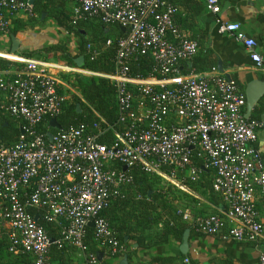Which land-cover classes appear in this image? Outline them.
<instances>
[{
  "label": "built area",
  "instance_id": "built-area-1",
  "mask_svg": "<svg viewBox=\"0 0 264 264\" xmlns=\"http://www.w3.org/2000/svg\"><path fill=\"white\" fill-rule=\"evenodd\" d=\"M33 1L0 0V32L7 34L11 21L21 15L34 16ZM64 1L73 6L74 24L98 19L125 31L117 42L113 74L79 69L80 75L113 83L123 129L114 132L109 145L99 141L109 128L95 125L93 133L87 126L53 129L50 123L66 102L53 71L58 66L17 57L20 66L0 75L1 110L23 122L16 144L0 145V243L6 239L12 255H30L31 264H48L52 245L77 249L85 264H100L85 244L87 228L94 223L95 241L111 256L125 254L126 246L101 213L133 184L129 171L134 168L182 191L187 181L198 182L200 169L211 171L212 189L226 205L223 217L191 218L184 212L183 220L202 235L257 242L264 234V211L256 206L258 195L264 197V166L252 146L259 123L245 119V95L216 69L181 74L199 45L177 26L178 7L169 0ZM200 1L210 13L220 12L219 0ZM219 33L233 35L255 67L264 70L257 41L239 23H220ZM87 53L90 60L98 55L90 45ZM141 58L151 61L148 78L131 76V64ZM71 68L62 70L76 72ZM36 217L58 228L56 241ZM225 223L231 226L222 233ZM258 264H264V254Z\"/></svg>",
  "mask_w": 264,
  "mask_h": 264
},
{
  "label": "trees",
  "instance_id": "trees-1",
  "mask_svg": "<svg viewBox=\"0 0 264 264\" xmlns=\"http://www.w3.org/2000/svg\"><path fill=\"white\" fill-rule=\"evenodd\" d=\"M169 2L178 7L179 13H181V9L177 3L180 2L186 6L184 9L185 15L183 14L186 21L187 0H169ZM66 6L67 2L64 0H34L35 16L29 17V19H13L9 32L5 35L17 36L22 30H33L43 24V15H49L54 20L56 27L58 29L62 28L70 37H62L59 42L45 46L38 51L21 52V56L28 59H38L43 54L45 61L62 62L68 67H76L74 60L83 56L85 64L82 69L99 74H113L115 72L114 58L117 42L125 36V31L118 25H105L98 19L87 18L74 24L73 19L66 11ZM203 8L202 5L199 6V9H202L201 11H205V8ZM179 13L176 17L180 15ZM179 29L185 35L184 31L181 28ZM2 35L4 34L0 32V36ZM188 39L191 40V38ZM73 40L77 41L74 49L70 47V43ZM108 41L111 42L109 46H107ZM89 45L94 51L98 52L94 60H90V56L87 53ZM72 50H75V56L71 54ZM5 53L10 54V51ZM49 55H52V57L47 58ZM196 58H193L190 63L184 64L181 73L183 76H187V72L185 73L184 70L188 66L191 69L192 67L195 68L197 74L210 72L216 68L213 56L204 54L199 59ZM19 66V64L0 58V72L7 71L11 67L18 68ZM151 71L152 65L148 58L138 59L131 64V76L133 77L148 78L151 75ZM70 85L78 92V95H74L70 101L64 103L62 113L56 118L61 129L69 130L87 126L88 132L93 133L97 131L94 129L95 125L100 129L109 128L110 130H108L107 134L99 140L101 143L109 145L114 137V132H121L123 129V126L118 124L115 86L107 79L80 74L74 75ZM257 110L260 111L261 108L258 107ZM11 117L0 110V145L7 147L16 144L21 135L20 130L11 125ZM200 170L198 182L189 183V187L197 190L202 188L211 193L210 172L206 169ZM129 173L133 178V184L123 189L121 196L112 199L109 207L101 213V216L109 222L110 227L116 232L117 239L127 248L125 254L118 256L109 254L110 258H129L131 251L134 249L133 246L135 244L139 245L138 232L139 234L145 233L157 224H162L163 226V230L160 233L161 241H166L170 238L182 239L187 232V225L183 222L177 210L170 204L166 197L165 189L159 185L161 179L157 176L148 175L139 168H134ZM27 210L32 215L38 214L35 209L29 208ZM38 223L46 230L52 240L56 241L59 238L54 224H47L41 219L38 220ZM85 244L91 254L99 257L100 264H113L106 261V256L101 258L103 250L98 247L99 244L95 241L93 228H87ZM0 249V253L8 252L6 239L1 241ZM66 251L67 248L58 249L56 245H52L50 259L59 261V264H66L64 262ZM8 254L10 253L8 252ZM170 260L172 259H155L154 261L161 264ZM28 264L31 263L29 262Z\"/></svg>",
  "mask_w": 264,
  "mask_h": 264
},
{
  "label": "crops",
  "instance_id": "crops-1",
  "mask_svg": "<svg viewBox=\"0 0 264 264\" xmlns=\"http://www.w3.org/2000/svg\"><path fill=\"white\" fill-rule=\"evenodd\" d=\"M177 4L181 9L180 15L175 19L177 26L184 31L188 38L194 39L199 44V51L194 58L198 56L196 59H199L204 54L213 56L217 72L227 79L234 81L239 90L245 95V98L247 87L251 83L259 82L264 85V70H259L255 67V63H253L250 57L251 54L241 43L235 40L233 35L219 33L220 23H239L241 31L247 37L257 41L258 47L256 51L261 55L264 62V0H219L220 12L218 14L210 13L206 5L200 0H187L186 21L184 20V9L186 6L180 2ZM201 5L205 8H203L205 11L199 9ZM43 25L41 24L33 30L40 29ZM35 33L37 37L35 38V42L32 45L30 44V47L35 46L36 51L50 44H55L50 42L51 35L43 34L45 31L37 30ZM17 39L21 43L19 49L21 46L24 48L29 47L28 45H24L22 38L18 36ZM0 42L5 44L9 42L11 46L8 51H11V36H0ZM71 44L74 49L77 41L73 40ZM35 49H30L29 51H35ZM2 54L14 56L5 53V51H0V56L9 60L10 58ZM71 54L75 56V50H72ZM15 58L17 59V57ZM183 66L181 67V72ZM220 66L221 69L219 68ZM16 69L17 67H11L7 72L13 73ZM4 72L6 71L0 72V75ZM184 72H187V77L197 74L195 68L192 67L191 69L189 66ZM63 86L65 85L63 84ZM3 102L4 95L0 92V110ZM258 107L261 108L260 111L257 110ZM1 111L3 112V110ZM3 113L7 115L5 112ZM243 115L246 120L259 123V127L256 128L257 141L252 146L258 151L264 166V94L248 115L247 106L245 105ZM10 122L16 129H19L20 132L22 131L23 122L21 120L12 116ZM6 125L8 126V124ZM208 172H210L209 179L212 183L213 174L211 171ZM189 183L187 181L186 191L177 188L187 194V202L175 200L172 203L170 201V204L177 210L178 214L182 217V214L187 212L191 218L212 214L223 217L226 205L221 197L216 195L213 189L211 193L202 188L198 190L192 189L189 187ZM256 206L259 211H264V197L261 195H258L256 199ZM167 211L169 212L168 209ZM183 222L187 225V234L182 239L170 238L166 241H161L162 224L152 226L145 233L139 234L138 232L140 246L138 244L133 246L134 249L131 251L130 257L127 258V264H160L155 263L154 260L169 258L172 260L161 264H258L259 257L264 254V234L257 242H235L233 240L222 239L220 236L202 235L193 230L191 222H185L184 220ZM230 226L231 224L225 223L222 233H225ZM98 247L103 250L101 258L106 256V261L113 264H121L123 261L124 258H110L111 256H109L106 248L100 245ZM66 248L67 251L64 256L66 264H85L84 257L80 251L72 247ZM31 261L30 255H10L5 251L0 253V264H28ZM59 263V261L51 259L49 262V264Z\"/></svg>",
  "mask_w": 264,
  "mask_h": 264
},
{
  "label": "rangeland",
  "instance_id": "rangeland-1",
  "mask_svg": "<svg viewBox=\"0 0 264 264\" xmlns=\"http://www.w3.org/2000/svg\"><path fill=\"white\" fill-rule=\"evenodd\" d=\"M66 9H67L66 11L68 12L69 16L72 18L73 6L70 3H67ZM29 17L30 16L26 17V16L21 15L18 18H20V19H27L28 18L29 19ZM43 24L44 25L40 29L38 28L37 30L45 31V33H43L45 35H49V36L51 35V37H50L51 43L59 42L62 39V37H70L69 35L66 34V32L62 28L56 29V24H55L54 20L51 17H49V15L44 16ZM37 30H22V31H20V33L16 37L19 36V38H22L24 45H28L29 47L24 48L23 46H21V48L19 50H17V52L14 54L13 57L10 58V60L9 59H6V60L11 61L12 63H15L14 62L16 59L15 57L25 58V57L20 55L21 52H27L30 49L34 50L35 46H31V47H33V48H31L30 44L32 45L35 42V38L37 37V36H35V34H36L35 31H37ZM5 36L7 37L8 35H5ZM10 46H11V44L9 42H7V44L0 42V51L7 52L10 49ZM72 46L73 45L70 43L71 48H72ZM36 50L37 49H35V51ZM2 55L7 57L4 54H2ZM51 57H52V55L47 56V58H51ZM0 58H3V57L0 56ZM3 59H5V58H3ZM25 59H28V58H25ZM38 59L45 60V56L43 54H41L40 58H38ZM49 62L56 64L58 66V68H55V70H53V71L55 74H57L58 79L65 85V86H62L63 94H64L66 101H70L74 95L75 96L78 95V92L72 87V85H70L71 79H73L75 74H81L79 72L81 70H79V68H74V67H72V68L75 69L76 72L68 71V70H62V67H66V68H69V67H67V65L65 63H62V62H54L51 60ZM88 77H91V76H88ZM159 185L161 188L163 187V189H165L166 197L169 201H172V203L175 200H179V201L183 200V201L187 202V194H185L184 192L182 193V191L178 190L176 187H174V186H172L166 182H163L162 180H161V183ZM183 194H185V195H183Z\"/></svg>",
  "mask_w": 264,
  "mask_h": 264
},
{
  "label": "water",
  "instance_id": "water-1",
  "mask_svg": "<svg viewBox=\"0 0 264 264\" xmlns=\"http://www.w3.org/2000/svg\"><path fill=\"white\" fill-rule=\"evenodd\" d=\"M45 15H43L44 18ZM11 41H12V48L10 51L11 55H14L17 50L20 47V41L17 39L15 35H11ZM74 63L79 69H82V67L85 64V58L83 56L77 58L74 60ZM221 69V66L219 67ZM264 94V85L260 84L259 82H254L251 83L246 90V106H247V115L251 112L252 108L259 102L261 97ZM50 125L52 126L53 129L59 130L61 129L60 125L58 124L57 120L54 119L51 121ZM23 133V131H21ZM49 140H52V134L50 133L48 135ZM126 170V168L124 169ZM36 220H38V217H36ZM90 228H94V223L89 224ZM187 232L184 234L186 235ZM186 237V236H185ZM127 257H124L123 261L121 264H127Z\"/></svg>",
  "mask_w": 264,
  "mask_h": 264
},
{
  "label": "bare ground",
  "instance_id": "bare-ground-1",
  "mask_svg": "<svg viewBox=\"0 0 264 264\" xmlns=\"http://www.w3.org/2000/svg\"><path fill=\"white\" fill-rule=\"evenodd\" d=\"M8 58H11L12 56H7ZM17 59H15V61H16ZM58 68V67H57Z\"/></svg>",
  "mask_w": 264,
  "mask_h": 264
}]
</instances>
